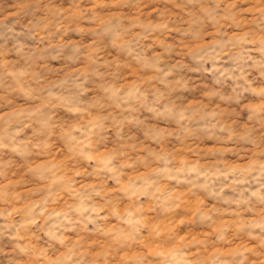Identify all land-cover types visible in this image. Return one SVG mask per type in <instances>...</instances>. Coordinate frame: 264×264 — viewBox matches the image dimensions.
Segmentation results:
<instances>
[{
    "label": "clouds",
    "instance_id": "9594fccd",
    "mask_svg": "<svg viewBox=\"0 0 264 264\" xmlns=\"http://www.w3.org/2000/svg\"><path fill=\"white\" fill-rule=\"evenodd\" d=\"M0 28L39 42L0 54V264H264V0H21Z\"/></svg>",
    "mask_w": 264,
    "mask_h": 264
},
{
    "label": "rangeland",
    "instance_id": "374dc122",
    "mask_svg": "<svg viewBox=\"0 0 264 264\" xmlns=\"http://www.w3.org/2000/svg\"><path fill=\"white\" fill-rule=\"evenodd\" d=\"M21 2V0H0V16L4 15L8 10H9V6L13 5L16 6ZM144 2L146 4L150 3L151 0H144ZM157 2L159 3H164V0H157ZM21 24L23 23V21L21 20L20 22ZM96 45L99 46L101 44L102 41L106 40L107 38L105 37H94ZM19 40L21 42H23L24 44H29V43H34L38 46V41H30L28 40L27 36H20V37H14L11 34L7 33L6 30L4 28H0V54H4L6 55L8 52V45L9 44H15L16 41ZM126 63V62H125ZM133 75L134 78H139L137 77V74L135 73V71H133L131 73ZM201 80L207 79V77L201 75L200 76ZM201 87H211V88H216V87H220L218 85L215 84H209V85H201ZM92 91L94 93V95L92 96V98L90 100H88V103H93L96 99H97V93H98V88L94 85L92 88ZM172 91H175V89H172ZM169 95H171V92L169 93ZM177 100L180 103L184 102V97L183 96H179L177 97ZM57 111H59V109H56ZM100 110H98L99 112ZM130 115L134 116L136 118V123H127L124 125L123 127V132H122V136L124 138L125 141H127L129 144H136L137 147L139 148H143L144 144L143 141L146 140L148 138V135L150 132L156 130L155 129V125L154 124H150L149 121L153 120L154 118L147 113V111L143 108L140 107H136V110L134 112H132ZM59 123H65L64 117L61 116L59 118ZM166 123H168V121H166ZM38 135L36 129H33V137H31L30 139L36 138V136ZM138 137H143V139L138 140ZM111 143L112 148H108V144ZM122 143L120 136L116 135L115 133V129L112 130V135L109 136L108 135V129L105 128L103 130H101L100 132L97 133L95 140H94V145L97 147V149H103L104 151H112L115 148H117L120 144ZM165 147H168L167 142L165 143ZM176 145L173 144L172 148H175ZM103 152L98 151V155H102ZM5 161V155L4 153L0 152V164L4 163ZM12 161L8 162V165H11ZM24 165L21 164L19 165V167H23ZM183 187V186H181ZM189 196H191V194H188ZM237 197V193L235 191L230 190L229 192H227L225 194L224 199L218 200L216 202V204H214L213 210L216 212V219L218 220V223L222 224L223 221L220 220V217H223L225 215H228L226 209L231 207V201L236 199ZM202 201H200L199 199H191L190 202L188 203L187 207L184 209L185 212H190L193 209H195L196 207H199L201 205ZM190 217L187 219V223L193 224L195 227H207L208 226V222L207 221H190ZM179 223V222H178ZM189 236H204L207 237V233L204 232H200V233H193V232H189L188 233ZM195 237H193L194 239ZM239 239L241 241H243L245 239V237L243 236V234L240 235ZM179 242V241H178ZM10 246V242H8L7 240L0 238V261L3 260V252L2 250L7 249Z\"/></svg>",
    "mask_w": 264,
    "mask_h": 264
}]
</instances>
